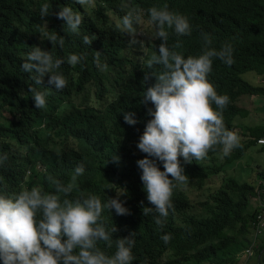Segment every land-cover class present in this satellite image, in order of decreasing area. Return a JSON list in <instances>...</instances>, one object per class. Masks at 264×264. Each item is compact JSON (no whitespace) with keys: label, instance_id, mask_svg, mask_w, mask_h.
Listing matches in <instances>:
<instances>
[{"label":"trees","instance_id":"trees-1","mask_svg":"<svg viewBox=\"0 0 264 264\" xmlns=\"http://www.w3.org/2000/svg\"><path fill=\"white\" fill-rule=\"evenodd\" d=\"M44 2L0 0V154L7 156L0 164V194L12 195L32 187L53 192L49 176L72 184L71 192L62 194L61 200L94 194L103 202L116 195L114 188L124 187L120 198L129 213L102 212L105 226L116 228L111 245L97 242L106 254L114 253L115 239L133 233L132 264H264V236L250 260L241 261L252 241L264 169L257 172L260 181L235 176L224 179L211 200L200 202L199 210L190 197V189L204 187L211 176L224 172L226 165H234L264 137V120L247 126L245 133L236 125L237 118L251 113L246 104H240L242 96H248L249 101L264 96V84L243 78L247 71L264 77V0H91L84 5L76 0H47L50 14L41 18ZM64 5L81 12L78 33L63 27V20L56 17ZM152 6L167 7L188 17L190 34L178 36L165 29L169 33L167 45L184 56L204 50L202 33L209 34L211 44L207 47L232 45L233 63L226 65L214 58L208 79L218 94L228 95L224 123L240 136V146L222 156V161L219 145L201 160L185 162L179 158L188 179L173 189V207L160 225L155 222V212L143 214V207L152 205L146 199L136 161L146 155L137 142L151 118L147 115L151 102H141L143 91L155 83L154 75L145 80V74L163 70L162 65L148 68L145 62L163 41L150 37L142 44L136 33L137 42L131 43L132 37L117 27L119 18L135 9L142 16L136 25L138 32L149 23L147 9ZM150 26L153 35L155 30ZM44 32L62 36L63 47L52 44ZM85 35L91 44L83 43ZM141 44L143 48L137 50ZM34 45L57 58L70 53L84 56L76 65L65 62L57 69L68 81L62 90L49 88L47 75L42 85H34L48 93L42 109L35 107L31 97L30 74L20 68L25 53ZM96 51L107 64L103 71L94 63ZM252 104L258 112L263 110V105ZM124 112H134L137 122L126 123ZM260 150L264 151V145ZM81 162L84 172L73 179L74 168ZM157 166L163 170L160 161ZM166 233L171 236L167 244L160 238Z\"/></svg>","mask_w":264,"mask_h":264},{"label":"clouds","instance_id":"clouds-1","mask_svg":"<svg viewBox=\"0 0 264 264\" xmlns=\"http://www.w3.org/2000/svg\"><path fill=\"white\" fill-rule=\"evenodd\" d=\"M90 2L76 0L80 5ZM147 12L149 23L155 30L153 37H160L163 42L158 52L154 51L145 63L148 68L162 65L163 70L157 74H145V80L149 74L154 75L155 83L143 91L141 102H151L152 107L147 110L151 118L147 120L137 142V148L146 155L138 159L136 164L141 170L140 180L146 199L152 205L143 207V214L155 212V222L160 225L173 207V189L185 184L188 179L179 158L185 162L201 160L217 145L222 155L227 156L240 146V136L224 123L223 109L229 103L228 95L218 94L208 79L214 58L226 65L233 63L232 45L226 43L219 49L207 47L211 44L209 34L202 33L206 45L204 50L198 55L184 56L167 45L169 33L165 29H172L178 36L190 34L188 17L167 7L152 6ZM49 14L48 2L45 0L40 7V17ZM55 15L63 20V27L78 33L83 20L80 11L64 5ZM141 20L138 10L129 9L117 22L119 30L132 37L131 43L137 42L136 25ZM44 27L47 28V21H44ZM43 35L52 44L63 47L62 36L48 32ZM91 42L87 35L83 36L84 44ZM83 59V54L77 53L57 58L49 50L37 45L25 53L20 68L31 76L33 84L29 85V90L37 109L46 106L48 93L34 85H42L47 75V83L52 86L49 88L62 90L68 81L57 69L65 62L76 65ZM94 63L99 71L107 67L99 51L95 52ZM123 119L129 125L137 122L134 112H124ZM259 139L258 144L264 145ZM6 159V154H0V164ZM157 161L162 163L163 170L157 166ZM84 168V163L77 164L73 179L81 175ZM48 180L54 187L53 192L43 193L39 187H32L12 195L0 194V264H132L135 243L133 233L115 239V251L111 255L97 245L98 241L111 245L116 231L114 225L108 228L102 222L103 210H114L117 215L129 213L120 198L125 194V188H114L116 195L103 202L94 194L83 199L61 200L62 194L67 196L71 192L72 184H65L52 176ZM260 194L261 191L258 195L257 216L261 211V201L264 200ZM251 234L252 241L241 255V261L245 263L250 260L260 244V238L264 236L258 237L257 244L247 254L246 250L253 242V229ZM160 238L167 244L171 236L166 233Z\"/></svg>","mask_w":264,"mask_h":264},{"label":"rangeland","instance_id":"rangeland-1","mask_svg":"<svg viewBox=\"0 0 264 264\" xmlns=\"http://www.w3.org/2000/svg\"><path fill=\"white\" fill-rule=\"evenodd\" d=\"M151 26L149 23H144L142 27L139 28L137 34L140 36V40L143 43L150 37L152 38L153 35L151 33ZM138 45V49L143 47ZM243 78L249 80L253 84H264V77L256 73L255 71H247L243 73ZM250 98L248 96H242L241 98V105H247L248 108L251 110V113L246 117H239L236 121L237 128L242 132H246L247 126L250 124H259L261 120H264L263 110L264 107L261 109L262 111L258 112L256 110V106L252 104V102H257L259 105L264 106V96L260 98L259 101H256L255 98L252 101H249ZM261 145H256L252 147L240 160H238L234 165H226L224 167V172L214 174L208 179V182L202 188H193L190 189V197L192 203L196 205V209L199 210L202 206L200 203L201 201L211 200L210 197L217 191L219 187L223 184L224 179H228L229 177L235 176L240 180H248L253 182L255 179L260 181L257 176V172L264 169V151L260 150ZM220 161L223 160V155L220 152L219 154ZM254 205L256 203L254 202Z\"/></svg>","mask_w":264,"mask_h":264},{"label":"built area","instance_id":"built-area-1","mask_svg":"<svg viewBox=\"0 0 264 264\" xmlns=\"http://www.w3.org/2000/svg\"><path fill=\"white\" fill-rule=\"evenodd\" d=\"M260 143H264V137L259 139ZM263 188L261 189V196L264 199V178L262 179ZM264 235V200L261 201V211L257 216V220L254 223L253 228V242L251 246L246 250L247 254H250L252 251V246L257 244L258 237Z\"/></svg>","mask_w":264,"mask_h":264}]
</instances>
